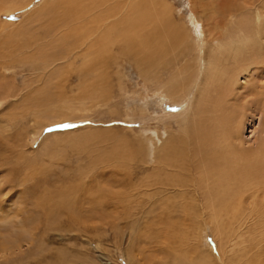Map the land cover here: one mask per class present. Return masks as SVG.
<instances>
[{"label": "rangeland", "instance_id": "rangeland-1", "mask_svg": "<svg viewBox=\"0 0 264 264\" xmlns=\"http://www.w3.org/2000/svg\"><path fill=\"white\" fill-rule=\"evenodd\" d=\"M59 1L0 0V264H230L198 187L197 160L209 166L217 155L197 154L191 123L199 112L184 116L189 95L172 91L184 61L195 65L197 44L210 50L241 26L239 34L257 32L263 50L256 64L249 50L237 65L228 53H215L219 70L207 102L223 106L220 143L240 144L247 161L255 154L264 164V0H118L132 15L146 16L134 17L136 27L168 25L161 40L173 44L155 69L149 59L140 67L120 55L115 33L116 58L104 69L101 93L80 91L84 47L69 35L74 17ZM98 5L102 15L112 3ZM204 62L211 66L206 53ZM200 79L199 73L195 83ZM166 152L176 157L169 166L161 161ZM262 175L258 165L254 177ZM241 188L248 193L233 219L223 204L228 198L210 183L211 199L222 197L217 201L225 205L218 225L235 251L247 250L240 239L254 235L264 264L259 222L246 225L243 213L264 220L263 191ZM246 226L251 233H243Z\"/></svg>", "mask_w": 264, "mask_h": 264}, {"label": "bare ground", "instance_id": "bare-ground-1", "mask_svg": "<svg viewBox=\"0 0 264 264\" xmlns=\"http://www.w3.org/2000/svg\"><path fill=\"white\" fill-rule=\"evenodd\" d=\"M100 1H105V0H68V1L60 0L59 1L61 5L65 4V7L69 8L68 10L69 12H71L70 14H72L70 15V17L71 16L74 17L73 24L71 25L72 28L69 29V35L77 40H81L82 47H84V49L82 48L81 50V52L84 50L81 56L85 59V62H84V67L82 69L83 71L81 72L82 77L81 76H80L81 78L79 77L80 79H82V82L80 84V91L82 92L88 90L91 93L93 91L94 93H101L103 91L102 86L104 85L105 74H106L105 73L106 71L104 69L107 67V64L109 63V59L114 60L116 58V56L110 54L113 52L114 45L117 44L114 43V40L112 39L115 33H117L114 36H115V41L119 43L118 49L120 55L128 56V58H132V60H134L137 64H139L140 67H142L141 64L143 61L145 62L146 59H149L151 60L149 63L151 64L150 68L155 69L156 65L159 63L158 61L161 58H163L164 53H166L167 51L166 48H168L167 46L170 45L171 47V45L173 44L168 42V39L161 40L164 26H168V25L158 24L157 26H160V28L151 27L152 29H150V27H148V29L147 30L144 29L145 30L144 31L140 21H137L138 23H140V26L136 27L137 24L135 25L136 22L135 19L139 18V20L144 21V18H146V16H144L143 18L136 14L132 15V9L129 5L124 7L126 8V10H123L124 8L120 7L119 2H117L118 0H106V2L112 3V6L110 7L108 5L109 7L105 11H103V14L101 15L97 13V11L101 9L100 5H98ZM154 11L156 12L157 8L154 7ZM155 14L157 15V12ZM134 17L136 18L134 19ZM111 19H114V21L109 22ZM144 22H146V20ZM241 23L242 21L240 20L237 23V25L240 24L241 26ZM116 25L122 26L121 32L115 28ZM237 25L236 27H238ZM241 27H238L237 30H234L233 32L227 30L226 33L225 31L223 35L225 34L228 35L229 37L228 42H224V38H220L221 37L220 36L215 41V43L210 47V50L209 47H206L205 48L206 50L204 51L202 46L203 44L202 45L197 44L198 45L197 50L199 49V53L201 55L200 56L201 69L199 70V64L197 62L199 53L197 54L196 57L197 60H195L196 62L195 65L193 64L192 61L190 62L184 61L185 64L182 65L181 68H179L180 70L178 73V82L173 88L172 93L177 96L181 95V97L183 98L186 95H189L187 99V101L189 102L183 108L184 116L185 115L190 116V114L194 113L193 110L199 112L193 115L194 118L192 116V123H191L194 125L196 124L198 128L197 131L199 137L197 138V141L199 140L198 145L200 147L195 146L197 149L196 151L197 154L199 155L202 154L207 156L209 152L213 151L217 155L215 159L212 158L209 159L210 160L209 166H206V162L202 160L200 157L199 160L197 159L196 160L200 165L198 166L200 171L198 178L199 180L198 187L199 190H201L205 196L204 198L205 203H203L205 204L204 209L208 210L209 216L211 215L214 216L216 221H218L214 231L215 235H217L218 237V245H219L218 248L222 246L223 247L222 251H225L223 254L224 255L229 254V256L227 257L230 260V264H237L236 261L239 260L246 264H261V262L258 261V256H255V254L263 253L259 247L260 242L257 240L255 241L253 240L254 235L248 237L244 241L240 239L241 235L244 236L243 233H247L246 231L251 233L252 228L246 226L245 231L243 233H238L239 235L238 237L241 242L240 244L247 245V250L245 247H243L244 246L243 245L241 246L242 248L240 249L242 250L241 252L235 251L233 245L230 246V244H228L229 241L227 234L225 235L224 228L218 225L220 224L218 216H221V214H217V210L222 211L225 209L224 207L225 205L226 207L230 206L232 211H230L229 213L232 215L233 219H235V216L241 211L240 202L244 197H246V194L248 193L247 190H244L241 187H246L249 190L254 191V193L255 191H260V190L263 191L262 202L260 207H264V175H262V177L260 176L254 177V170L258 168V165L262 167L264 170V164L261 163L262 161L260 160L261 158L260 159L259 157L252 158L255 154L254 155L252 154L253 156H250L251 158L248 157V161H247L244 155L245 154L248 155V153H245L243 155L241 153L242 150L240 152L238 148L240 144L238 145V147H235L234 145L232 146V148H229V145L225 144L224 138H223V142L220 143L222 140L221 139L222 131L220 129V127H222V124H220L219 120L221 114L224 112L223 106L220 105L219 108H217L215 104H209L207 102L210 99H212L209 98L212 96V94L209 93L210 91L208 92V89L213 88V86L210 85L213 80L214 82L217 81L216 75L219 70V64H217L216 58L214 56L216 52L228 53V55L232 59L231 63L237 65L239 63L242 64L244 62L243 56L245 54V51L249 50L250 53L256 54V56H253L251 54L253 56V57L251 56L252 57L251 59L249 55L248 58L246 57L248 60L250 59L249 60L250 62H253V60H256L258 58L257 56L258 52H260V50H263L262 47H260L261 44V42L259 41L260 37L257 39L256 36L257 32L256 33L252 32L253 34L250 36L248 35L249 36L248 37L247 34L244 33V31H242L243 33L240 32V34L237 33L241 31ZM172 32L175 33L176 30L172 29ZM154 33L158 34V36L153 35ZM90 43H92L91 46ZM226 48H230V49H226ZM101 52H105L108 54L102 56ZM205 53H206L207 63L211 61V66L209 67H207V64H205L204 62ZM211 54L212 56L210 58ZM238 58H242V59L237 60ZM198 72L201 74V79L200 82L196 84L195 80L197 75L199 74ZM226 73L227 72L225 71L223 74ZM228 78L230 77L228 76ZM194 86H196L197 89L194 90L193 94H189L190 93L189 90H191L192 87L194 88ZM207 94L209 96H206ZM218 113H220V115ZM195 119L196 121H194ZM205 148L209 150L206 152ZM169 153L167 154L166 152L165 154L166 156L164 155V157L161 159V161L163 160L162 163L164 162V165H168V166L171 165V163L175 162L176 160L175 159L176 157L173 158V156ZM212 180H215L219 190L224 192L225 195L223 197L228 198L226 202L223 203L225 204L224 206H222L223 204H221V201L219 202L217 201L218 199H222V197L216 196L215 200L211 199L212 197L211 193L213 191L210 190V183L212 182ZM249 197L251 198V196ZM243 213H244V219L247 221L245 222L246 225L251 223L253 219L259 222L255 224L257 231H259L256 232V235L263 237L264 220L263 221L258 220L260 215L257 216L254 212H249L252 217H248V215L245 214L244 211ZM263 213H264V208H263ZM254 259H256V262Z\"/></svg>", "mask_w": 264, "mask_h": 264}]
</instances>
